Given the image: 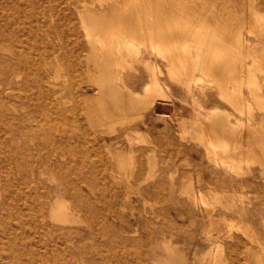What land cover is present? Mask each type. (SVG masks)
Listing matches in <instances>:
<instances>
[{"label":"bare ground","instance_id":"obj_1","mask_svg":"<svg viewBox=\"0 0 264 264\" xmlns=\"http://www.w3.org/2000/svg\"><path fill=\"white\" fill-rule=\"evenodd\" d=\"M176 92L198 111L180 123L182 137L198 142L208 162L199 169L197 192L189 179L186 200H177L176 181L157 180L164 144L185 152L164 135L149 142L126 132L127 156L111 154L130 167L128 188L136 186L138 195L148 189L189 214L200 210L211 248L189 263L157 243L164 230L149 220L138 226L145 239L121 240L124 248L135 245L138 264H148L145 253L156 264H226V252L239 264L254 244L257 264H264L253 229L257 222L264 230V0H0V150L27 191L13 202L0 176V264H83L78 227L94 230L99 213L86 204L83 167L69 154L80 155L86 143L71 150L67 126L88 129L87 137L111 122L127 130L147 112L173 107ZM228 109L241 114L237 125ZM137 142L149 145L145 163L134 155ZM94 166L109 167L99 154ZM108 216L123 220L112 209ZM130 230L122 232L139 234ZM163 247L168 256L160 262Z\"/></svg>","mask_w":264,"mask_h":264},{"label":"rangeland","instance_id":"obj_2","mask_svg":"<svg viewBox=\"0 0 264 264\" xmlns=\"http://www.w3.org/2000/svg\"><path fill=\"white\" fill-rule=\"evenodd\" d=\"M60 80H63V78L60 77ZM175 96L178 100L174 99L173 107L167 106V110L158 107L155 110L147 112L142 120H138L129 126L127 129L128 131L125 130V128L123 130L120 125L111 122L109 125L104 126V128H97L95 136L94 134H91L87 137L83 134L90 132L88 129L85 131V129H79L77 126H67L66 131L68 133L70 132V134H74H72V137L70 136L71 138L69 139V145L71 146H69L70 149L72 148L71 150H73L78 147L81 148V145L86 143V148H81L79 151L82 153L85 150H90L85 154H83L84 152L82 154L80 153V155L77 153L80 157L77 156L75 151H71L69 154H74L73 156H70V158L74 162L81 164L83 167L80 171L83 178L81 186L84 198L88 200V203L86 204H89L93 211L99 213L98 216H92L97 218L94 230L89 229L87 224L78 227L83 232L82 242L84 247L82 249L87 257V261L85 260L83 264H138L134 255L136 249L135 245L129 244L124 248L121 240L130 241L138 238L144 240L145 238L143 235L145 233L139 230L138 226L141 224V221L145 220L152 222L153 224L151 225L156 230L159 229V227L163 228V236L157 232V237H159L157 243H162V245L168 244L172 248V251L175 253L177 251L180 255H184V257L188 259L189 263L198 262L207 256L211 245L206 240V236L203 232L207 223L203 219L202 212L200 210H195L193 212L190 211L189 214L185 206L180 207L173 205L169 196L160 195L157 192L148 193V189L145 192L141 191V195H138L134 191L137 190L136 186L132 187L134 190L128 188V183H133L132 179L128 178L130 175L128 173L130 172V167L128 164H120L111 154L113 151L115 153L117 152L121 157L127 156V151L129 150L130 145L127 143L129 140L127 139L126 132L129 133L130 131V133L141 134L149 142L155 141V138L159 135H164L165 138H169L174 142V146L176 148L184 149L185 152L178 153L173 147L165 143L157 158L159 166L161 170H164V172L157 180H161L166 184V186L170 183L171 179L176 181L179 188L178 193L176 194L177 200H186L188 194L184 183L189 179L192 180L193 189L197 192L199 187L196 181L198 180L199 169L207 166L208 162L204 156V148L198 142L192 140L189 136H186L185 138L182 137V128L180 123L183 119L191 118L190 116L192 115L197 116L198 111H194V113L189 106L180 102L184 99L182 93L176 92ZM206 109H202L199 112L205 116L207 114ZM228 110L233 113L232 116L229 117L230 122L237 125L239 123L238 120H241L242 118L241 114L230 109ZM159 113H169L171 116L168 118L160 116ZM257 124L258 122H249V125L252 127ZM189 126L190 125H188V129H192V126ZM75 131H77V134L79 132V137H77ZM123 133L124 135H122ZM86 138H88L89 141ZM197 146L198 149L203 152L198 151V149L196 150ZM148 147L149 145L145 142H137L133 145L135 152L134 155L136 157L139 156L143 160V163H145L147 159V154L144 150H147ZM139 148L141 149L139 150ZM0 151L1 180L4 182V187L8 189L11 200L13 199V202L15 200L16 202L21 203V198H24L27 193L26 191L23 195V192L26 189L18 187L20 185L19 182H21L22 175L18 173V171L15 174L10 172V168L6 161V155L3 153V149ZM90 152L92 153L90 154ZM97 154L104 158V163L108 164L109 167L107 170L99 167V172H96V166H94V164L96 165ZM162 160L167 162L168 166L163 165ZM112 174L114 175L113 180L111 178ZM203 177L204 179L209 180V175L206 171L204 172ZM10 178L14 181L13 183ZM93 184L97 185L96 189L92 188ZM225 189L228 190L229 187H225L221 190ZM149 191L151 190L149 189ZM203 192L208 193L207 189H204ZM15 197H18V199ZM237 198L233 200V203L238 202ZM227 199L229 200H227L228 204H231L232 200L230 198ZM225 200L226 199H224V201ZM111 209L115 210L119 216L123 217V220L120 221L116 219L115 222H113L114 219L111 216H108V210ZM180 213H184L183 218L178 216ZM175 228L176 230H174ZM122 229L126 231L130 229V231H134L137 229L139 234L133 236L131 233L122 232ZM253 229L257 235V239L264 246V230L257 224V222L253 224ZM116 231L118 233L120 232V234H117L116 237H114L113 235ZM213 233L215 236L216 232L214 231ZM93 237L94 239H92ZM226 243L233 244L229 241H226ZM250 246L254 248L253 251H251V253L243 251L239 256V264H257L255 250L258 248V245L253 244ZM159 255L160 262H164L168 256L166 248L163 247ZM224 255L225 263L231 264L228 253L226 252ZM144 257L148 264H156V262H153L154 256L152 254L145 253Z\"/></svg>","mask_w":264,"mask_h":264}]
</instances>
